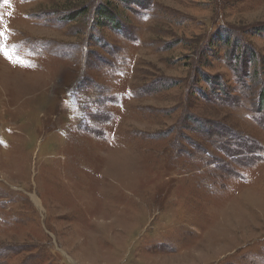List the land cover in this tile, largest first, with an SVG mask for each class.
I'll list each match as a JSON object with an SVG mask.
<instances>
[{
	"label": "rangeland",
	"instance_id": "obj_1",
	"mask_svg": "<svg viewBox=\"0 0 264 264\" xmlns=\"http://www.w3.org/2000/svg\"><path fill=\"white\" fill-rule=\"evenodd\" d=\"M0 32V264H264V0H0Z\"/></svg>",
	"mask_w": 264,
	"mask_h": 264
},
{
	"label": "trees",
	"instance_id": "obj_2",
	"mask_svg": "<svg viewBox=\"0 0 264 264\" xmlns=\"http://www.w3.org/2000/svg\"><path fill=\"white\" fill-rule=\"evenodd\" d=\"M104 6H106V7H103L102 10L100 11V13H98L99 19H104L105 18V19H108V20L109 19L115 20V17L113 15H111L112 12H111V9L109 8V6H107V5H104Z\"/></svg>",
	"mask_w": 264,
	"mask_h": 264
},
{
	"label": "snow or ice",
	"instance_id": "obj_3",
	"mask_svg": "<svg viewBox=\"0 0 264 264\" xmlns=\"http://www.w3.org/2000/svg\"><path fill=\"white\" fill-rule=\"evenodd\" d=\"M3 38V33L2 32H0V39H2Z\"/></svg>",
	"mask_w": 264,
	"mask_h": 264
}]
</instances>
